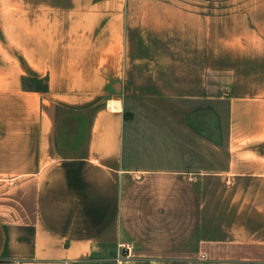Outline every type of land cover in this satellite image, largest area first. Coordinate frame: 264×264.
<instances>
[{
  "label": "crops",
  "instance_id": "obj_1",
  "mask_svg": "<svg viewBox=\"0 0 264 264\" xmlns=\"http://www.w3.org/2000/svg\"><path fill=\"white\" fill-rule=\"evenodd\" d=\"M247 19L0 0V264H264V31Z\"/></svg>",
  "mask_w": 264,
  "mask_h": 264
},
{
  "label": "rangeland",
  "instance_id": "obj_2",
  "mask_svg": "<svg viewBox=\"0 0 264 264\" xmlns=\"http://www.w3.org/2000/svg\"><path fill=\"white\" fill-rule=\"evenodd\" d=\"M184 2H192L194 4H198V2L201 1H207V0H183ZM215 2V14L216 17L221 18L228 14L232 13H241L243 15L242 23L246 25H249L250 22L247 20L249 17H254V21L256 24V28H261L262 31H264V0H209ZM262 24V26H257L258 24ZM251 27H254L252 24ZM151 104V103H150ZM157 106V105H156ZM148 107V111L151 110V108H154L155 105H146Z\"/></svg>",
  "mask_w": 264,
  "mask_h": 264
}]
</instances>
